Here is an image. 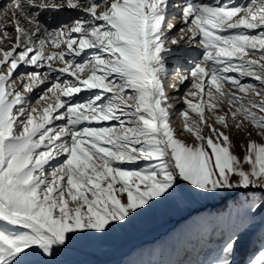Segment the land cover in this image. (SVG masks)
<instances>
[{"label": "snow or ice", "instance_id": "6c2138e0", "mask_svg": "<svg viewBox=\"0 0 264 264\" xmlns=\"http://www.w3.org/2000/svg\"><path fill=\"white\" fill-rule=\"evenodd\" d=\"M254 135L264 141V0H6L0 264H53L178 189L264 190ZM240 235L200 264H234ZM248 264H264V250Z\"/></svg>", "mask_w": 264, "mask_h": 264}, {"label": "rangeland", "instance_id": "374dc122", "mask_svg": "<svg viewBox=\"0 0 264 264\" xmlns=\"http://www.w3.org/2000/svg\"><path fill=\"white\" fill-rule=\"evenodd\" d=\"M5 3L6 0H0V8ZM174 11L179 15L180 9ZM70 15L75 13L62 14L56 20L45 19L55 26L57 20L68 19ZM174 23L178 29L180 24ZM180 49L189 54L197 51L187 48L183 42ZM185 62L184 58L179 60L181 64ZM176 64L177 58H170L169 67ZM168 94L176 95L171 89ZM175 107L180 111L185 105L181 100ZM180 123L181 117L174 116L173 127ZM252 139L264 142L255 135ZM233 140L235 154L242 159L241 139L234 136ZM243 143L246 146L247 140ZM224 191L222 196L209 197L198 195L195 190L178 189L168 199L160 198L158 204L150 202L154 206L148 211L137 210L140 214H132V219L122 228L72 241L55 256L53 264H200L214 257L219 252L222 238L233 231L241 233L234 264H248L260 250H264V210L255 213L247 210L249 205L264 201V190Z\"/></svg>", "mask_w": 264, "mask_h": 264}, {"label": "bare ground", "instance_id": "6f19581e", "mask_svg": "<svg viewBox=\"0 0 264 264\" xmlns=\"http://www.w3.org/2000/svg\"><path fill=\"white\" fill-rule=\"evenodd\" d=\"M4 2H5V1H4ZM4 2H3V3H4ZM1 3H2V2H1Z\"/></svg>", "mask_w": 264, "mask_h": 264}]
</instances>
